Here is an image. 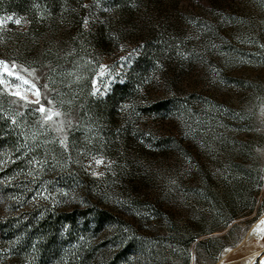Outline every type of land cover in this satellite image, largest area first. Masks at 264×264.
<instances>
[{
    "label": "rangeland",
    "instance_id": "374dc122",
    "mask_svg": "<svg viewBox=\"0 0 264 264\" xmlns=\"http://www.w3.org/2000/svg\"><path fill=\"white\" fill-rule=\"evenodd\" d=\"M0 21V264H264V0Z\"/></svg>",
    "mask_w": 264,
    "mask_h": 264
},
{
    "label": "snow or ice",
    "instance_id": "6c2138e0",
    "mask_svg": "<svg viewBox=\"0 0 264 264\" xmlns=\"http://www.w3.org/2000/svg\"><path fill=\"white\" fill-rule=\"evenodd\" d=\"M15 23H20V21L17 20V21H15ZM2 24H3V21H0V25H2ZM0 64H3V62H0ZM3 68H4L5 71H8V67H7L6 64L3 65ZM8 74L9 75H12L13 73L11 71H8ZM17 79H21V78L19 76H17ZM24 83L27 84L28 81L25 80ZM36 95L38 97L39 96V93L37 92ZM21 98L23 99L24 97H21ZM37 102H38V100H37ZM40 111L41 112L47 111V115L45 116V120H53L54 117H58L60 115L59 112H53L51 109L45 110L43 107H41ZM96 163L97 164H101V163H103V161L97 160Z\"/></svg>",
    "mask_w": 264,
    "mask_h": 264
}]
</instances>
